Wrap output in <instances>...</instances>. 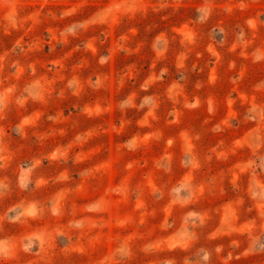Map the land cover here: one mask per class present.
Returning <instances> with one entry per match:
<instances>
[{"label": "rangeland", "instance_id": "1", "mask_svg": "<svg viewBox=\"0 0 264 264\" xmlns=\"http://www.w3.org/2000/svg\"><path fill=\"white\" fill-rule=\"evenodd\" d=\"M0 264H264V0H0Z\"/></svg>", "mask_w": 264, "mask_h": 264}]
</instances>
